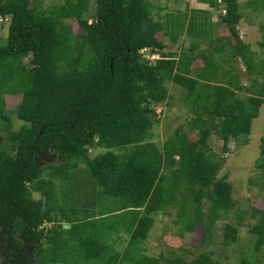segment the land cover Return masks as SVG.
Masks as SVG:
<instances>
[{"label":"trees","instance_id":"16d2710c","mask_svg":"<svg viewBox=\"0 0 264 264\" xmlns=\"http://www.w3.org/2000/svg\"><path fill=\"white\" fill-rule=\"evenodd\" d=\"M198 2L223 12L228 38L197 54L194 43L177 54L163 39L179 45L186 17L169 18L159 0H61L47 7L43 0H0V19L8 18L6 37L0 35V264H219L208 252L184 261L147 256L144 246L155 216L168 207L178 209L174 224L185 232L202 229L200 246L211 243L214 224L235 203L230 184L217 175L220 162L208 138L212 132L221 141L222 153L231 140L245 143L264 103V59H255L239 38V2ZM207 13L192 10L187 31L194 37L207 38ZM260 29L264 39V25ZM226 46L251 78L247 86L220 76L214 59ZM144 49L158 57L143 58ZM198 59L201 66H192ZM11 79L24 85L13 88ZM168 83L185 89L194 116L187 131L175 129L158 147L150 139L159 122L154 107L169 102ZM5 96L19 100L6 108ZM11 112L22 122L17 129ZM260 141L255 168L264 176V137ZM95 149L103 152L91 156ZM44 152L57 163L39 167ZM81 166L99 188L88 205L73 195L82 183L70 172L82 173ZM98 199L106 205L97 216L90 208ZM123 212L137 213L124 230L121 219L106 222L108 214ZM251 215L258 252L264 210ZM242 217L236 214L238 224ZM110 232L126 233L121 251L115 239L113 247L103 243ZM236 240V227L225 223L221 243ZM252 260L243 256L239 264Z\"/></svg>","mask_w":264,"mask_h":264},{"label":"rangeland","instance_id":"374dc122","mask_svg":"<svg viewBox=\"0 0 264 264\" xmlns=\"http://www.w3.org/2000/svg\"><path fill=\"white\" fill-rule=\"evenodd\" d=\"M57 1L61 0H43V7H47L49 4L56 3ZM237 1L239 2V12L242 15V19L239 21L236 28L239 38L250 46V49L254 52L255 59H264V39L261 37L260 29V26L264 25V0ZM159 3L160 6L164 4L167 5L166 7L169 11L167 14L169 18L173 17L181 20L184 15L186 17V21L183 25L184 33L179 38V45H170L168 39H163L167 46L166 50L170 52L174 51L178 54L181 50L187 49L190 44L194 43L198 47L195 51V54H197L200 51L207 50L209 43L211 45L216 44L217 39L228 38L226 30L219 20V14H223L222 11L218 10L219 8H210L205 3L195 0H160ZM218 5L219 7L222 6L221 3H218ZM192 9H200L208 12L207 16L209 17V22L207 21L205 23L207 25L206 39L194 37L187 31V20L191 16ZM153 13L154 11L152 14ZM164 13L165 11L162 12V14ZM154 18L157 19V16L155 17L154 15ZM7 20L8 19H4L0 27V35L2 37H6L7 34ZM72 26L75 33H80L81 30L75 22L72 23ZM230 50V46L224 47L221 57H215L214 59L215 62L222 66V69L219 71L220 76H222L224 80H226L229 75L232 79L236 77L241 84L247 86L250 84L251 78L244 73V68L240 60L237 57L234 58L229 55ZM140 53H142V57L153 60V57L149 54L147 55L144 50H141ZM154 56L157 55L154 54ZM24 61L27 60L24 59ZM201 64V61L198 59L192 66H201ZM224 72H226L225 75ZM191 75L193 76V74ZM9 82L13 84V88L21 86L22 84L24 85V83H21L18 79H16L15 82H12L11 79ZM166 87L171 96L169 102L154 107L159 122L155 123L151 131L152 137L150 139L156 143L158 147H161L164 140L172 134L175 129L182 128L183 131H187V125L194 116L191 108L193 106L187 105L186 103L185 89L175 86L172 83H168ZM238 96L243 97L244 94L239 93ZM5 99L6 108L15 106L19 100L18 97L9 96H5ZM9 116L11 117L13 128L17 129L18 124H22V122L18 123L14 112H11ZM263 137L264 103L259 109L258 116L252 120L250 133L244 138L247 139L245 143L243 142V137L237 140H231L228 144L227 151L222 153L220 150L221 141L211 132L207 145L210 146L220 162V168L217 173L218 177H225V181L231 186V198L235 203L234 211H229L224 220H219L214 224L211 243L208 244V246H200L203 233L202 229L195 228L192 232H185L181 226L174 224V221L177 219L176 214L178 209L176 207H168L166 209L168 213L155 216V221L149 236L144 242L147 256L156 257L158 254L163 253L166 257L190 261L199 253L208 252L211 258L219 264H239L240 259L247 255L253 257V264H264V245L260 251H254V235L251 233V227L256 221V218L251 215V210L254 208L257 210H264V203L262 201L264 199V176L255 168L256 160L260 158V140ZM188 138L195 141L194 133H190ZM102 152L103 151L100 149H95L90 151V155L94 156ZM40 156L41 160L39 161V167L44 166L46 163H57L56 157L52 153L44 152ZM81 167H83V170H79L78 172L82 173L78 175L76 174V170L70 172L71 175L72 172L74 173L72 179H79L80 183H82V186L78 187V189L75 186L77 190L74 191L73 195H80L82 201H86V205H88V202L93 198L94 187L97 191L99 188L95 186L93 180L89 177V173L85 169V166ZM72 179L69 180L68 185L73 184L71 182ZM38 197L39 196L36 194V198ZM205 204L208 206V203ZM105 205L106 202H102L98 199L95 200V204L91 206L90 210L98 216V214L103 213ZM136 214V212L132 214L123 212L120 215L110 216V214H108V216L105 217L108 223L112 222L115 218L123 220L119 229L124 230L122 224L131 222ZM236 214H242L243 216L239 224L237 223ZM225 223L233 224L237 230L236 242L227 246L221 243ZM46 226L50 227L53 225L46 224ZM120 233H108L104 237L103 243L106 245L112 244L113 247V239H115V250L121 251L127 243V236L125 235L126 233L122 232L120 238L116 237V235L119 236ZM72 253L76 254L75 252ZM108 255H110V251ZM72 264L80 263L73 262Z\"/></svg>","mask_w":264,"mask_h":264},{"label":"clouds","instance_id":"9594fccd","mask_svg":"<svg viewBox=\"0 0 264 264\" xmlns=\"http://www.w3.org/2000/svg\"><path fill=\"white\" fill-rule=\"evenodd\" d=\"M5 19H8L7 17L5 18ZM2 19H0V21H1ZM3 21V20H2ZM8 22V21H7ZM8 24V23H7ZM144 51H147L146 49H144ZM142 54V53H141ZM148 55V54H147ZM150 56H152L153 57V60L154 59H156L158 56H154V54L153 55H150ZM154 57H156V58H154ZM144 58V57H143ZM145 59H147V58H145ZM148 60V59H147ZM153 60H149V61H153Z\"/></svg>","mask_w":264,"mask_h":264},{"label":"crops","instance_id":"0c3cea01","mask_svg":"<svg viewBox=\"0 0 264 264\" xmlns=\"http://www.w3.org/2000/svg\"><path fill=\"white\" fill-rule=\"evenodd\" d=\"M164 1V0H163ZM166 1V0H165ZM178 1V0H177ZM195 1H197L198 2V0H195ZM159 2H160V0H159ZM192 10H200V9H192ZM192 10H191V12H192ZM202 11H205V10H202Z\"/></svg>","mask_w":264,"mask_h":264}]
</instances>
